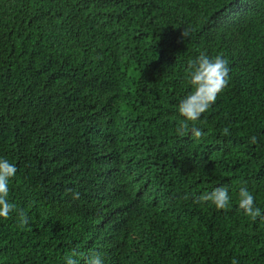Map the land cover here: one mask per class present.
Masks as SVG:
<instances>
[{"label":"trees","instance_id":"16d2710c","mask_svg":"<svg viewBox=\"0 0 264 264\" xmlns=\"http://www.w3.org/2000/svg\"><path fill=\"white\" fill-rule=\"evenodd\" d=\"M201 53L230 79L195 122L204 135L181 137ZM0 158L30 220L0 217V264H66L73 249L79 264H264V223L238 206L247 187L264 213V0H0ZM45 160L53 181L25 175ZM217 186L228 210L194 202ZM96 210L115 219L98 251L108 219L83 234Z\"/></svg>","mask_w":264,"mask_h":264},{"label":"clouds","instance_id":"9594fccd","mask_svg":"<svg viewBox=\"0 0 264 264\" xmlns=\"http://www.w3.org/2000/svg\"><path fill=\"white\" fill-rule=\"evenodd\" d=\"M181 36L185 38L189 37L190 30L184 28ZM229 72L228 60L221 55L209 57L207 54L201 53L198 57L189 61L185 78L188 84L191 85L192 91L179 102L178 111L185 118L177 126L176 132L179 136L184 137L191 133L194 138L199 139L204 135L203 130L195 126V122L211 108L216 102L218 95L227 87L230 79ZM189 121L193 122L191 127L189 126ZM222 134L229 136V129L227 127L224 128ZM250 142L253 144L257 143L256 136L253 135ZM58 158L62 162L61 157L58 156ZM45 162L46 160L42 161L38 166L33 163L25 175H29L34 181H53L43 167ZM17 170V165L7 159L0 158V217L7 220L15 212L19 226L22 229L29 226L30 230V220L27 212L23 209H17L16 205L9 201V183L15 177ZM66 172L71 181L81 182V179H83L80 175L70 172L69 166L66 167ZM92 181L102 182L97 179H92ZM67 191L71 193L73 200H79L81 195L79 191L73 189H68ZM194 202L198 204L211 202L218 210H228L231 204V197L227 186H217L211 192H205L197 197ZM238 206L252 221H256L259 218L264 223V213L256 206L255 197L247 187L239 189ZM96 214L104 215L108 219V222L106 223L105 221V224L97 229L95 236L91 221ZM86 222L91 227V230L83 234L98 237L97 244L93 248L97 249V251L101 247L105 248L111 241L115 219L105 211L96 210L95 212L87 211ZM83 255V253L73 249L65 257L66 264H79V261L75 257ZM85 264H103L101 254L92 252L85 258ZM232 264H239V262L233 258Z\"/></svg>","mask_w":264,"mask_h":264}]
</instances>
